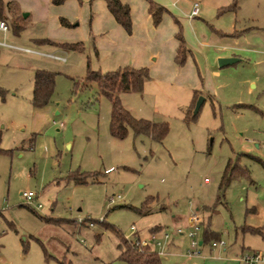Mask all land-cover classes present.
<instances>
[{"label": "rangeland", "instance_id": "rangeland-1", "mask_svg": "<svg viewBox=\"0 0 264 264\" xmlns=\"http://www.w3.org/2000/svg\"><path fill=\"white\" fill-rule=\"evenodd\" d=\"M73 1L74 10L65 12L80 17L83 0ZM236 2L238 33H249V52L264 56V0ZM23 13V6L8 8L11 26L21 33L11 29L7 42L42 56L0 47V264H124L123 240L145 238L151 229L158 233L155 227L161 229V251L174 242L180 261L204 259L214 242L224 246L211 255L221 252L224 259L240 260L249 250L264 253L262 236L243 231L264 228V104L262 113L236 108L239 102L231 99L239 95L225 91L223 98L206 100L193 118L192 90L148 80L141 93H119V99L134 118L166 123L167 136L157 142L128 130L125 139H115L109 132L111 104L86 81L88 71L112 72L126 63L103 50L99 38L109 34L76 26L80 39L65 41L81 49L67 51L66 63H59L46 58L51 50L37 42L52 29ZM196 59L190 57L198 80L193 85L202 90V58ZM42 70L54 74V92L46 107L36 109L34 76ZM258 97L251 103H260ZM228 163L247 175L235 171L221 186ZM71 174L88 175L86 184L68 181ZM28 192L40 209L25 205L21 194ZM143 207L149 214L140 213ZM193 215L200 221L199 242L206 226L214 237L189 256L187 238L164 240L162 232L190 231Z\"/></svg>", "mask_w": 264, "mask_h": 264}, {"label": "crops", "instance_id": "crops-1", "mask_svg": "<svg viewBox=\"0 0 264 264\" xmlns=\"http://www.w3.org/2000/svg\"><path fill=\"white\" fill-rule=\"evenodd\" d=\"M122 1L130 9L132 32L129 35L114 21L104 0H83V11L80 17L74 11L73 13L65 12L68 10V7L74 10L76 2L73 0H67L59 6L53 5L51 0H0V9L3 20L9 26V31L12 29L10 28L12 18L8 14V8L15 5L23 6L28 11V13L23 14H25L26 18H33L35 24L43 23L46 24V27L52 29V35L44 37L46 38L45 40L37 41L43 45L42 47L51 50L52 53L48 54L64 57L63 55L66 54L67 50L61 48V45L69 44L65 40L73 41L80 39L76 38V26L83 24V28L88 26L90 30L92 28L95 32H106L107 35L109 34L110 38H99V43L102 44L104 51L116 52L119 55L117 57H120V59L125 57L124 62L126 63H123L122 67H119L117 70L123 68H148L151 76L150 80L164 81L192 90L193 97L190 101V106H192L197 95L198 97L203 96L204 102L206 100L215 101L219 96L223 98L225 95L224 92L226 91L228 92L226 93L227 95L229 93H233L235 96L237 94L239 95L238 98L231 99L232 102H239L234 107L262 113L260 108L262 107L261 104H264V56L259 51L249 52L251 49L247 46L249 45L248 42L251 35L249 33H246V35L244 33L242 35L238 33L236 29L237 10L226 12L220 18L216 17L218 10L230 6L234 0H152L169 12L163 16L161 23L157 27L152 24L151 16L148 13V3L145 0ZM194 3L199 4V14L194 18H189ZM78 17L80 21L77 25H72L71 22L77 20ZM61 19L65 20L66 25L61 24ZM176 20L180 24L181 35L186 49L191 54L182 67H178L175 64V56L179 46V42L176 39L178 32V26L175 23ZM14 33L19 36L21 32ZM7 37L8 33L5 36L6 42ZM13 51L42 56V54L33 51ZM193 52L197 54H195L196 57L200 55L202 58V63L197 64L204 74L201 77L203 80L202 90L194 89L193 85L195 81H198L197 78L195 79V72L192 73L191 70H194V63H191L190 57L193 56L197 60ZM45 57L48 58L47 56ZM223 58H235L237 61L220 68L218 67L217 61ZM253 59H256V61L253 62L254 65H251V60ZM53 61L66 63L67 60L65 58V61ZM247 66H250L249 68L251 70L247 69ZM253 67H255L254 70ZM257 67L259 69H256ZM246 69L248 71H245ZM249 71L252 74L246 73ZM254 71L256 73L253 74ZM235 75H241V77L236 78ZM189 78H191V83L187 82ZM232 79H238V84L230 86ZM250 85L256 92L251 91ZM255 94L259 96L258 100L260 103L257 105H260V107L251 103L255 100ZM255 147L257 148L258 145L255 144ZM240 169L247 175L244 169ZM108 170L110 169H107L106 172ZM255 211V209H251L250 213L254 214ZM150 231L149 234L151 233ZM243 231L253 235H260L264 241V228L245 227ZM188 232L182 230V234H173L172 236L180 237V239L187 238L189 242ZM204 244L206 243L202 239L200 246ZM210 247L211 249L217 248H213L211 245ZM211 249L208 250L204 259L188 258V261H180L179 252H177L178 256L176 259L174 258V251H179V247L175 246L174 242L168 244L167 253L162 252L160 255L158 250L154 249L153 251L159 257V264H242L237 258H222L221 252H217L215 256H212ZM249 251V253L255 252ZM121 263L126 264L122 261Z\"/></svg>", "mask_w": 264, "mask_h": 264}, {"label": "trees", "instance_id": "trees-1", "mask_svg": "<svg viewBox=\"0 0 264 264\" xmlns=\"http://www.w3.org/2000/svg\"><path fill=\"white\" fill-rule=\"evenodd\" d=\"M67 0H51V3L55 6H59L66 2ZM80 1V0H78ZM109 13L112 15L114 21L124 30L126 34H131L132 32V22L130 18L129 6L124 4L122 0H104ZM148 3V13L151 16L153 26L157 27L165 14L169 12L162 6L154 3L152 0H145ZM237 0L233 3L218 11V14H224L229 11H235L237 8ZM0 19L3 20L2 12L0 9ZM5 21V20H4ZM61 24H65V20H60ZM178 26V32L176 39L179 42V46L175 56V64L178 67L184 66L188 57L191 55L190 51L186 49V45L181 35V27L178 21H175ZM15 32L21 29L18 26H10ZM46 42V41H45ZM61 48L67 51H78L81 49L80 43L75 44H62ZM150 72L148 68H123L107 73H100L99 71H88L86 75V81L95 83L99 95L107 98L111 104L110 120H109V132L110 135L118 140H123L128 134V130H131L133 135L146 136L161 142L168 134L169 127L164 122H152L143 119L134 118L128 110L122 105L118 94L119 93H141L146 81L150 80ZM54 74L46 71H36L34 76V89L32 95V104L36 109H41L47 106L49 103L53 92H54ZM200 95V94H199ZM198 97V95H197ZM197 97L191 108H194ZM199 113V112H198ZM193 115V118H196ZM0 142H1V132H0ZM5 151L0 148V153ZM235 171L245 174L238 165L232 166L228 163L224 176L222 178L221 186L227 185L234 175ZM88 175L84 174H71L67 177V180H71L76 184H86V179ZM142 208V213L144 210ZM149 214V213H142ZM43 219V218H41ZM45 222L46 219H43ZM53 223L58 221H53ZM160 231V228H158ZM214 236L210 232L209 227L206 226L203 234V242H210ZM123 251L119 256V260L125 262L126 264H159V257L157 254L148 248L139 250L133 246L127 240H123ZM57 264H63L59 261Z\"/></svg>", "mask_w": 264, "mask_h": 264}, {"label": "built area", "instance_id": "built-area-1", "mask_svg": "<svg viewBox=\"0 0 264 264\" xmlns=\"http://www.w3.org/2000/svg\"><path fill=\"white\" fill-rule=\"evenodd\" d=\"M198 14H199V4L194 3L192 6V9H191V12L189 14V18H194V17L198 16ZM0 32L4 35L3 40L0 41L1 47L9 48V49L15 50V51L32 52L29 49L20 48V47L14 46L12 44H9L5 41V36L9 32V26L4 20H1V19H0ZM45 56H47L48 58H51L53 60L65 61V57L57 56L54 54H48ZM262 149H264V145H262ZM21 197L25 201L26 206H29V207L35 206L37 209L41 208L40 204H35V195L33 193H31V192L22 193ZM190 222H191V230L188 232V237H189L188 255L189 256H196L199 254V246H200V242L198 240V233L200 230V228H199L200 221L196 215H193L190 217ZM131 230L135 231V228L132 227ZM173 234L180 235V234H182V230L177 229L174 231V233L170 232V231H163L162 237L164 240H168L169 238H171V236ZM125 240H127L128 242L133 244V246L139 250H142L144 248H148L150 250L156 249V250H158L160 255L162 254L161 250L163 249V245H162V241L158 237V233L152 232V233L148 234L147 237H145V238H142V237L136 235V236L132 237L131 239H125ZM211 246L213 248H215L218 246H224V244L221 242H219V243L214 242L211 244ZM239 261L242 264H264V253L255 251V252L243 255Z\"/></svg>", "mask_w": 264, "mask_h": 264}, {"label": "water", "instance_id": "water-1", "mask_svg": "<svg viewBox=\"0 0 264 264\" xmlns=\"http://www.w3.org/2000/svg\"><path fill=\"white\" fill-rule=\"evenodd\" d=\"M235 61H237L235 58H223V59H218L217 64H218V67L221 68V67L230 65V64L234 63ZM203 102H204V97L199 96L195 102V105H194L193 115H196L199 112Z\"/></svg>", "mask_w": 264, "mask_h": 264}]
</instances>
